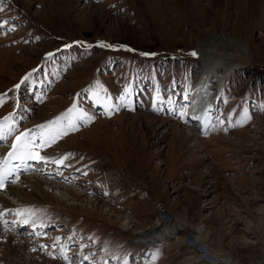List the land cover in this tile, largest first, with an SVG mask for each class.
<instances>
[{
  "label": "rangeland",
  "instance_id": "rangeland-1",
  "mask_svg": "<svg viewBox=\"0 0 264 264\" xmlns=\"http://www.w3.org/2000/svg\"><path fill=\"white\" fill-rule=\"evenodd\" d=\"M0 24V167L22 193L0 189V264H139L147 237L116 217L169 215L148 264L195 263L198 225L229 264L262 263L264 0H0ZM26 131L49 146L21 167ZM111 169L125 185L93 192ZM31 175L64 188L41 198Z\"/></svg>",
  "mask_w": 264,
  "mask_h": 264
},
{
  "label": "bare ground",
  "instance_id": "bare-ground-1",
  "mask_svg": "<svg viewBox=\"0 0 264 264\" xmlns=\"http://www.w3.org/2000/svg\"><path fill=\"white\" fill-rule=\"evenodd\" d=\"M191 85H192V83H189L188 91L186 92L187 94L189 92H191V90L193 89L191 87ZM187 94L185 95L186 97H187ZM186 97H185V100H186ZM185 100H184V102H185ZM191 104H192V102L190 101V103L188 104V110H190ZM146 117H148V115L144 114V115H142L141 118L143 119V118H146ZM207 121L201 120V122H203V123H205ZM199 122H200V120H199ZM217 138L220 139L222 137H220V136L215 137V138L211 137L210 140L217 139ZM9 160L11 162H12V160L18 162L19 159L17 160V159H14V158L10 157ZM25 161L19 160V166L22 167ZM27 161L30 162L32 160H27ZM13 169H15V168L11 167L10 164H5L4 167H0V171L3 174H6V175H7V173L12 172ZM21 169H23V168H21ZM41 169L42 168H40V169L38 168L35 172L39 173ZM5 171H8V172L6 173ZM13 173L15 174V172H13ZM7 177H8L7 179L10 178V176H8V175H7ZM15 178H16V176H15ZM21 178H22L21 180H23L24 182L27 181L30 184V187L41 198H43L42 187L44 185L49 186L52 189H57V188H61V187L64 188L63 185H61V184L48 182L47 180L41 181L40 179H38L37 177H34L32 175L31 176H23ZM127 180L128 179H127L125 173H123V172H120V171L114 170V169L113 170L111 169L110 171L109 170H104L100 176H97V177L94 178L95 187H93L91 190L93 192H96V191L101 192L103 190L111 188V186H116V185H121V184L125 185L124 181H127ZM4 189H6L9 192H11V194L18 195V196L22 195V193L20 192V190H18V188L6 187ZM80 189H83V188L81 187ZM69 194L71 196H75V197H78V198L85 199V197L82 195L83 193H80V192L79 193H73V192L70 191ZM57 198L61 199L62 197L58 196ZM4 199L5 198L0 195V200L5 202L6 200H4ZM116 218L119 220L120 227L122 229H124L127 232L131 233L132 235H135V236H138V237H140V236H146L147 237L148 247H147L146 250H142L141 261L139 262V264H148L150 262V260H151L153 250L157 246H159L161 244L154 237V234L156 232L161 233V235L167 234V233L171 232V230L173 229V226L177 223L176 219H174L172 216L169 215V216L166 217V220L164 222L157 221L156 222V226H154V225L153 226H149L148 229H146V230H135V229L132 228V226L129 223V221L127 219H125L124 217L121 218L120 216H117ZM201 228H202V225H198L197 227L191 228L189 230V235L191 236V239H192V247L193 248L200 247V249L202 251L201 256H200V258L198 260L195 261V263H186V264H196L198 262L199 263L200 262L201 263L204 262L202 264H205V263H207V264H229L227 259H225L226 257L225 258H221V256L219 257L216 253L209 252L208 249L204 245L201 244V242L199 241V238H198V235H199V233L201 231ZM148 235H149V237H148ZM4 240H6L5 244H6V247H7L8 245H11L12 244L11 241H15L16 238L14 236H12V235H8L6 238H4ZM21 245L24 246V243L21 244ZM14 253H15V251H14ZM261 260H263L261 264H264V259H261Z\"/></svg>",
  "mask_w": 264,
  "mask_h": 264
},
{
  "label": "snow or ice",
  "instance_id": "snow-or-ice-1",
  "mask_svg": "<svg viewBox=\"0 0 264 264\" xmlns=\"http://www.w3.org/2000/svg\"><path fill=\"white\" fill-rule=\"evenodd\" d=\"M4 23H6V21ZM0 26H2V24H0ZM9 30H13V29H9ZM48 55H51V54H48ZM192 55H195V53H192ZM15 87L18 88L19 85H16ZM5 119H7V117ZM49 123L51 124L54 122H49ZM71 128L72 130H75V125L74 124L71 125ZM0 131H2V128H0ZM34 139L35 137L29 136V133L27 131L24 133H21L19 136L16 137V140L13 143L12 145L13 151L9 153V157L14 158V159H19L21 161H25V160L43 161L45 160L46 158L40 155L38 149L49 146V141H46L44 137L41 136L42 142L40 144H36L34 143ZM50 142L54 143L55 139H52ZM64 159H66V157H62L61 159L55 161V163L63 164ZM6 179H7V175L0 173V189L4 188V181ZM24 213H31V210L24 209L18 212L17 214L23 215ZM23 222L28 223V220H24ZM65 259H67V257H65Z\"/></svg>",
  "mask_w": 264,
  "mask_h": 264
}]
</instances>
